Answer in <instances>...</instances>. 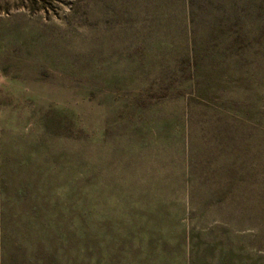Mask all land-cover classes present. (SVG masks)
<instances>
[{"label":"rangeland","instance_id":"rangeland-1","mask_svg":"<svg viewBox=\"0 0 264 264\" xmlns=\"http://www.w3.org/2000/svg\"><path fill=\"white\" fill-rule=\"evenodd\" d=\"M0 264H264V0H0Z\"/></svg>","mask_w":264,"mask_h":264},{"label":"trees","instance_id":"trees-1","mask_svg":"<svg viewBox=\"0 0 264 264\" xmlns=\"http://www.w3.org/2000/svg\"><path fill=\"white\" fill-rule=\"evenodd\" d=\"M191 65H192V69H193V67H198V61L192 59V60H191Z\"/></svg>","mask_w":264,"mask_h":264}]
</instances>
